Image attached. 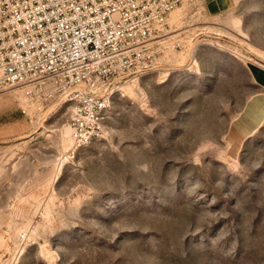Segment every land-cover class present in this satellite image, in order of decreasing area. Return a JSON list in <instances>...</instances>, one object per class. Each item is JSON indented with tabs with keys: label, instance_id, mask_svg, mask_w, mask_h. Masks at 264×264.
I'll return each mask as SVG.
<instances>
[{
	"label": "rangeland",
	"instance_id": "obj_1",
	"mask_svg": "<svg viewBox=\"0 0 264 264\" xmlns=\"http://www.w3.org/2000/svg\"><path fill=\"white\" fill-rule=\"evenodd\" d=\"M167 32L91 143L62 95H0V264H264V0H185Z\"/></svg>",
	"mask_w": 264,
	"mask_h": 264
},
{
	"label": "built area",
	"instance_id": "obj_2",
	"mask_svg": "<svg viewBox=\"0 0 264 264\" xmlns=\"http://www.w3.org/2000/svg\"><path fill=\"white\" fill-rule=\"evenodd\" d=\"M184 1L0 0V95L20 90L28 114L60 94L73 147L101 139L109 86L157 62Z\"/></svg>",
	"mask_w": 264,
	"mask_h": 264
},
{
	"label": "crops",
	"instance_id": "obj_3",
	"mask_svg": "<svg viewBox=\"0 0 264 264\" xmlns=\"http://www.w3.org/2000/svg\"><path fill=\"white\" fill-rule=\"evenodd\" d=\"M239 2L240 0H205V6L210 15L218 16L233 10L239 4ZM252 77L260 90L259 96L255 99V102L256 100L262 101V111L264 116V69L253 66ZM240 126L241 125L236 124L235 128Z\"/></svg>",
	"mask_w": 264,
	"mask_h": 264
}]
</instances>
